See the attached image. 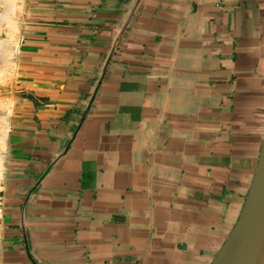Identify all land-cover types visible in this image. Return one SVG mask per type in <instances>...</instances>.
<instances>
[{
	"label": "crops",
	"instance_id": "crops-1",
	"mask_svg": "<svg viewBox=\"0 0 264 264\" xmlns=\"http://www.w3.org/2000/svg\"><path fill=\"white\" fill-rule=\"evenodd\" d=\"M18 6L0 264H210L264 137V0Z\"/></svg>",
	"mask_w": 264,
	"mask_h": 264
},
{
	"label": "water",
	"instance_id": "water-1",
	"mask_svg": "<svg viewBox=\"0 0 264 264\" xmlns=\"http://www.w3.org/2000/svg\"><path fill=\"white\" fill-rule=\"evenodd\" d=\"M210 264H264V137L240 215Z\"/></svg>",
	"mask_w": 264,
	"mask_h": 264
},
{
	"label": "rangeland",
	"instance_id": "rangeland-1",
	"mask_svg": "<svg viewBox=\"0 0 264 264\" xmlns=\"http://www.w3.org/2000/svg\"><path fill=\"white\" fill-rule=\"evenodd\" d=\"M18 15V0H0V87L8 86L11 81L9 69L13 67L16 53ZM0 100L2 106L9 107L10 102L7 97H2Z\"/></svg>",
	"mask_w": 264,
	"mask_h": 264
},
{
	"label": "built area",
	"instance_id": "built-area-1",
	"mask_svg": "<svg viewBox=\"0 0 264 264\" xmlns=\"http://www.w3.org/2000/svg\"><path fill=\"white\" fill-rule=\"evenodd\" d=\"M1 79V76H0ZM1 86V84H0ZM6 108L4 106H2V103L0 102V145H1V135H2V127L4 126V120H3V115H4V110ZM3 211H4V207H3V198L2 195L0 194V231H1V219H2V215H3Z\"/></svg>",
	"mask_w": 264,
	"mask_h": 264
},
{
	"label": "bare ground",
	"instance_id": "bare-ground-1",
	"mask_svg": "<svg viewBox=\"0 0 264 264\" xmlns=\"http://www.w3.org/2000/svg\"><path fill=\"white\" fill-rule=\"evenodd\" d=\"M2 162H1V158H0V166H1Z\"/></svg>",
	"mask_w": 264,
	"mask_h": 264
}]
</instances>
